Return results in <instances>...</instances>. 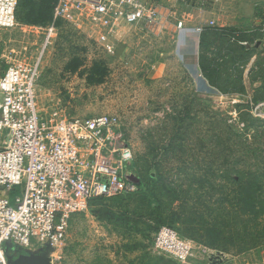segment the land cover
<instances>
[{
  "label": "rangeland",
  "instance_id": "rangeland-1",
  "mask_svg": "<svg viewBox=\"0 0 264 264\" xmlns=\"http://www.w3.org/2000/svg\"><path fill=\"white\" fill-rule=\"evenodd\" d=\"M55 2L17 0L14 25L0 29V75L33 59ZM205 2L218 23L209 27L223 31L181 34L196 60L176 36L121 25L116 40H100L87 21H55L35 83L39 114L116 115L114 147L130 148L137 182L74 214L51 264H264V116L253 112L264 101V0ZM161 227L191 243L189 262L156 254Z\"/></svg>",
  "mask_w": 264,
  "mask_h": 264
},
{
  "label": "built area",
  "instance_id": "built-area-1",
  "mask_svg": "<svg viewBox=\"0 0 264 264\" xmlns=\"http://www.w3.org/2000/svg\"><path fill=\"white\" fill-rule=\"evenodd\" d=\"M16 2L0 0V29L14 25ZM199 8L206 9L202 4ZM202 16L197 33L207 23ZM64 17L89 22L101 31L100 40L118 33L121 25L156 36L184 27L180 11L163 0H56L52 22L33 59L15 62L0 75V264H10L7 245L17 253L47 251L54 259L74 214L93 200L133 188L126 179L132 152L114 147L116 115L52 122L36 107L35 83L43 55L55 21ZM253 112L264 116V101L254 104ZM152 247L179 263L191 258V243L169 227L156 232Z\"/></svg>",
  "mask_w": 264,
  "mask_h": 264
},
{
  "label": "crops",
  "instance_id": "crops-1",
  "mask_svg": "<svg viewBox=\"0 0 264 264\" xmlns=\"http://www.w3.org/2000/svg\"><path fill=\"white\" fill-rule=\"evenodd\" d=\"M205 1L206 0H204V1L203 0H199V1H195L194 4H193V2H191V0H186V3L182 2V0H163L164 5H166L167 7L171 8V9H174L176 11H180L181 20L183 21L184 27L181 28L178 31H173V30H171V28H169L166 31H164L161 34V36L162 37H166V35H167V36H170L172 38L176 36L173 39V41L176 40V38L178 37V41H176L177 48L178 49L181 48V50H184L183 51V55L184 56L188 55V58L189 57L190 58L191 57L192 58L195 57V60H196V56H195L196 50H195V48H194V50L190 49V48L188 50H186L183 40L182 39L180 40L179 37L181 36V34H186L187 32H190L193 35L199 34V35H197V37L199 38L202 35L201 33H204V31L206 30V27L208 29V28H210L209 25H212V26L218 25V23L216 22L217 20L214 21L215 19H214L213 15H207L208 16L207 17L206 14L204 13L205 11L204 12H200L201 10L199 8V5L202 4V7L204 9V7H206V2ZM187 3H189V4H187ZM239 7H238V9L241 10V12H243V15H241L242 18L246 19L247 21L253 19V17H254V9L253 8L244 9L241 5ZM201 14H203L202 18L206 19L207 23H206L204 29L201 31V33H195L196 32L195 27L198 25V23L200 21V15ZM204 14H205V17H204ZM221 19L223 21L224 18L221 17ZM225 20H226V18H225ZM223 26H228V25L225 24ZM237 26H239V25L237 24L236 27ZM118 34H119V32L115 33L114 35H112V38L110 37V38H108V40L109 41L113 40V38H114V40H116L115 37H117ZM169 39H171V38H169ZM258 102H263V101H257V103Z\"/></svg>",
  "mask_w": 264,
  "mask_h": 264
},
{
  "label": "water",
  "instance_id": "water-1",
  "mask_svg": "<svg viewBox=\"0 0 264 264\" xmlns=\"http://www.w3.org/2000/svg\"><path fill=\"white\" fill-rule=\"evenodd\" d=\"M126 179L133 183L137 182V179L132 176H127ZM12 253L15 254L14 257L7 256L10 264H51L47 251L45 253H17L12 251Z\"/></svg>",
  "mask_w": 264,
  "mask_h": 264
},
{
  "label": "trees",
  "instance_id": "trees-1",
  "mask_svg": "<svg viewBox=\"0 0 264 264\" xmlns=\"http://www.w3.org/2000/svg\"><path fill=\"white\" fill-rule=\"evenodd\" d=\"M264 21V20H263ZM225 28V27H224ZM227 30H230V29H228V28H226ZM226 29L224 30V31H226ZM208 30H218V31H221L222 29H218L217 27H210V28H208L207 29V27H206V30L204 31V32H207ZM223 31V30H222ZM231 31V33L232 34H234V33H238L237 31H236V29H234V28H232V30H230ZM202 35H203V33H201ZM201 35V36H202ZM4 73V72H3ZM96 200H103V199H96ZM5 253H6V255L7 256H9V257H14L15 256V254L14 253H12V250H11V246L10 245H7L6 246V250H5Z\"/></svg>",
  "mask_w": 264,
  "mask_h": 264
}]
</instances>
